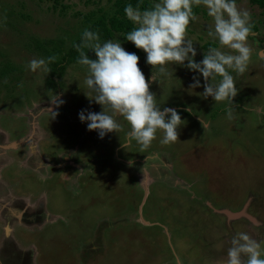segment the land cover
<instances>
[{"label": "rangeland", "instance_id": "obj_1", "mask_svg": "<svg viewBox=\"0 0 264 264\" xmlns=\"http://www.w3.org/2000/svg\"><path fill=\"white\" fill-rule=\"evenodd\" d=\"M116 1L0 0V264L14 255L15 264L24 257L30 264H174L176 255L184 264H226L235 232L264 241L263 10L237 0L251 12L253 54L243 75L233 73L232 119L226 102L200 95L202 74L173 64V76L151 80L147 54L120 34L113 38L140 57L161 109L175 108L184 120L175 143L160 144L158 133L141 152L127 143L122 118L123 130L104 138L81 122L82 110L103 106L86 94L85 68L63 60L88 28L86 17L113 16ZM197 16L188 35L199 62L209 44L219 45L206 35V9ZM48 56L59 64L51 72L27 69L32 58ZM194 76L201 81L195 89ZM55 96L64 103L53 104ZM15 195L27 207L48 204L36 232L24 234L31 229L13 221Z\"/></svg>", "mask_w": 264, "mask_h": 264}, {"label": "clouds", "instance_id": "obj_2", "mask_svg": "<svg viewBox=\"0 0 264 264\" xmlns=\"http://www.w3.org/2000/svg\"><path fill=\"white\" fill-rule=\"evenodd\" d=\"M199 7L205 8L211 18L207 37L219 46L208 48L204 58L197 62V49L188 30L190 24L199 19L194 12V8ZM124 13L133 27L121 36L147 54V63L154 66L151 80H156V75L173 76V64L185 66L193 73L202 74L204 91L200 95L211 97L216 103L226 102L227 116L233 118L231 105L239 92L233 73L243 75L253 54L249 42L253 26L248 9L239 7L237 0H153L152 6L146 9L139 5L134 7L129 2ZM74 48L78 52L76 62L87 73L84 83L89 91L86 94L103 106L99 113L87 110L79 113L81 122H85L89 130H96L100 138L109 132L119 133L124 128L122 118L130 126L126 133L127 143L135 141L141 152L151 147L158 133H162L159 139L162 145L179 140L178 129L184 120L175 108L161 109L135 52H128L120 39L102 40L99 31L87 28ZM89 50L95 52V59L90 58ZM259 55L264 58V52ZM55 61V56L34 57L27 69L49 73L52 71L49 65ZM200 86L199 77L194 76L191 87ZM52 102L57 106L64 103L57 96ZM49 111L54 117L57 115ZM202 124L205 128L203 121ZM262 245L264 241L254 239L246 231L235 232L227 250L226 264H264ZM174 264H184V261L176 255Z\"/></svg>", "mask_w": 264, "mask_h": 264}, {"label": "trees", "instance_id": "obj_3", "mask_svg": "<svg viewBox=\"0 0 264 264\" xmlns=\"http://www.w3.org/2000/svg\"><path fill=\"white\" fill-rule=\"evenodd\" d=\"M131 2L133 6L139 5L141 9H146L152 6L153 0H117L116 1V6L117 10L113 16H107L106 14L101 15L99 17H96V13H92L91 15L86 17V20H88V28L93 31H99L101 34L102 40H107V39H113L117 34H122L125 33L133 27V24L131 21H129L124 13V8L127 3ZM252 3L254 5H257L259 8H261L264 12V0H252ZM194 12L196 14L200 13V7L199 8H194ZM256 27H254L253 30H255ZM82 36V35H81ZM81 36L73 43V45L70 47L69 51L67 54L63 57V60L65 61V65L69 64H78L77 58H78V52L74 48V44L79 43L81 40ZM123 39L126 42L127 41L125 37ZM130 47L135 51L138 52V54H145V52L142 49L136 48L134 44H130ZM210 47H215V44L211 43L207 46V49ZM87 51V50H86ZM88 55L90 58L95 59V52L92 50H89ZM58 66V62L54 63V66ZM61 72L64 71V67L59 69ZM56 68H54V73Z\"/></svg>", "mask_w": 264, "mask_h": 264}, {"label": "flooded vegetation", "instance_id": "obj_4", "mask_svg": "<svg viewBox=\"0 0 264 264\" xmlns=\"http://www.w3.org/2000/svg\"><path fill=\"white\" fill-rule=\"evenodd\" d=\"M33 150L31 149V152H32ZM33 153V152H32ZM34 156V155H33ZM41 159V158H40ZM152 159V158H151ZM41 161H42V159H41ZM67 162V161H66ZM41 163H44L43 161L41 162ZM65 164V163H64ZM44 165V167H43V169L44 168H47V166H45V164H43ZM57 166H60V165H57ZM61 168V167H60ZM43 169H38L39 171H41V170H43ZM57 169H59V168H57ZM47 170V169H46ZM155 178L157 179V175L155 176ZM15 197V199H19V200H16L17 202H14V204H15V206H16V208H15V210H14V208H11V211L10 210H8V212L10 213V215L12 216V217H14L15 219L13 220V221H15V222H17V223H20L21 221V223L22 224H25L26 226V228H28V229H31V230H26L27 232H25L24 234H29L30 232H36V230H35V228H37V226H40L41 227V225H43V224H45V220H44V216H43V213L45 212V207H46V209H48L47 208V205L45 204H43L44 203V201L43 200H41V202H40V200H38L39 202H36V203H32L31 205L32 206H35L34 208H32V207H27V205H25L24 204V200L22 199V198H16V195L14 196ZM30 200H31V197H28ZM35 201V200H34ZM50 201V200H49ZM40 203V204H39ZM42 203V204H41ZM19 204L21 205H24L23 206V208H21V209H17V208H19L20 206H19ZM29 205V204H28ZM45 206V207H44ZM213 212L215 213V212H219L220 214H223V211L222 210H215V209H213ZM58 213V212H57ZM59 215H61V214H59ZM21 216V217H20ZM61 217V216H60ZM24 221H25V223H24ZM14 222V223H15ZM6 234V233H5ZM31 234V233H30ZM17 236L19 237L18 239H20V234H17ZM20 242H21V239H20ZM8 252V255L12 252V248L10 249V250H8L7 251ZM1 257V256H0ZM28 257H29V255H28ZM9 264H15V255L14 256H12L11 257V259H10V261H9ZM19 264H30V262H28L27 263V261L25 260V257L23 258V260L22 259H20V261H19Z\"/></svg>", "mask_w": 264, "mask_h": 264}, {"label": "crops", "instance_id": "obj_5", "mask_svg": "<svg viewBox=\"0 0 264 264\" xmlns=\"http://www.w3.org/2000/svg\"><path fill=\"white\" fill-rule=\"evenodd\" d=\"M0 177H1V176H0ZM2 183H3V181H0V185H1ZM1 186H2V185H1ZM3 186H5V187L7 188L8 185H3ZM0 193L3 194V193H2V190H1ZM14 200H15V199H14Z\"/></svg>", "mask_w": 264, "mask_h": 264}, {"label": "water", "instance_id": "obj_6", "mask_svg": "<svg viewBox=\"0 0 264 264\" xmlns=\"http://www.w3.org/2000/svg\"><path fill=\"white\" fill-rule=\"evenodd\" d=\"M241 216V214H237V215H234V216H232L233 218H238V217H240Z\"/></svg>", "mask_w": 264, "mask_h": 264}]
</instances>
